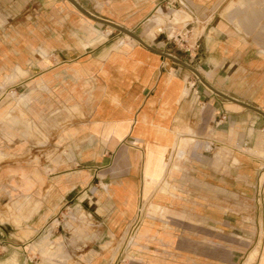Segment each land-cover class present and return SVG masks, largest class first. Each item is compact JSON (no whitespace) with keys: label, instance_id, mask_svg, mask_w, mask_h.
Masks as SVG:
<instances>
[{"label":"crops","instance_id":"1","mask_svg":"<svg viewBox=\"0 0 264 264\" xmlns=\"http://www.w3.org/2000/svg\"><path fill=\"white\" fill-rule=\"evenodd\" d=\"M77 1L96 17L190 63L224 94L264 112V0ZM173 1L175 7H169ZM55 4L64 6L67 20L93 26L82 38L57 33L47 39L57 44L42 51L55 60L49 69L69 68L84 89L90 87L96 102L91 130L111 144L112 162L106 163L111 178L93 175L85 183L97 187L99 202L112 205V225L98 227V234L119 237L117 249L122 255L129 251L126 264H252L255 259L264 264V114L192 80L190 69L126 33H104L101 26L107 24L68 0ZM176 10L187 20L168 19L153 37L154 15L167 11L168 18ZM174 33L185 40L177 38L176 52ZM75 95L81 96L78 89ZM237 199L241 209L234 207ZM0 203H5L2 163ZM95 207L104 218L106 207ZM9 217L0 206V264H75L70 253L58 252L61 244H44L47 231L41 225L26 226L24 209L18 215L23 225ZM129 223L137 225L129 230ZM101 244L87 249L98 251ZM93 261L89 252L75 260Z\"/></svg>","mask_w":264,"mask_h":264},{"label":"rangeland","instance_id":"2","mask_svg":"<svg viewBox=\"0 0 264 264\" xmlns=\"http://www.w3.org/2000/svg\"><path fill=\"white\" fill-rule=\"evenodd\" d=\"M56 1L65 0H0V163L5 167V203L0 206L17 226L23 225L18 215L24 209L26 226L41 225L47 231L44 244H61L58 252L70 253V263L77 264L75 260L89 252L92 264H126L129 251L122 255L117 249L119 237L98 234V227L112 225V205L99 202L97 187L85 184L93 175L111 178L106 165L112 162L111 144L91 130L96 102L90 87L84 89L69 68L56 73L49 69L55 60L42 51L57 44L47 41L57 33L82 38L93 26L67 20V10ZM164 20L163 31L169 25L168 18ZM101 29L120 32L107 25ZM176 42H171L175 52ZM21 52L26 54L24 62ZM94 204L106 207L104 218L95 213ZM241 205V199L234 202L235 209ZM134 226L129 223V230ZM99 241L101 249H87Z\"/></svg>","mask_w":264,"mask_h":264},{"label":"water","instance_id":"3","mask_svg":"<svg viewBox=\"0 0 264 264\" xmlns=\"http://www.w3.org/2000/svg\"><path fill=\"white\" fill-rule=\"evenodd\" d=\"M71 3H73L75 6H76V8L79 10V11H81L83 14H85L87 17H89V18H91V19H93V20H95V21H98V22H101V23H104V24H107V25H109V26H111V27H113V28H115V29H118V30H120V31H122V32H124V33H126V34H128V35H130L131 37H133V38H135L136 40H138L140 43H142L143 45H145L146 47H148L149 49H151V50H153V51H155V52H157V53H160L161 55H163V56H165V57H167V58H169V59H171V60H173V61H175L176 63H178V64H180V65H182V66H184V67H186V68H188V69H190L191 71H193L197 76H198V78L205 84V85H207L212 91H214L215 93H217V94H219V95H221V96H223V97H226V98H228V99H230V100H232V101H234V102H237V103H240V104H242V105H244V106H246V107H249V108H252V109H254V110H256V111H258V112H260V113H262V114H264V112L261 110V109H259V108H257V107H255V106H253V105H250V104H248V103H245V102H242V101H239V100H237V99H235V98H233V97H231V96H228V95H226V94H224L223 92H221V91H219L218 89H216L215 87H213L204 77H203V75L200 73V71L196 68V67H194L193 65H191L190 63H188V62H186V61H184V60H182V59H180V58H178V57H175V56H173V55H171V54H168V53H165V52H161V51H158L157 49H155L154 47H152V46H150L149 44H147L139 35H137L134 31H132V30H130V29H128V28H126V27H123V26H121V25H119V24H116V23H114V22H112V21H109V20H105V19H102V18H99V17H96L95 15H93V14H91L90 12H88L77 0H69Z\"/></svg>","mask_w":264,"mask_h":264},{"label":"bare ground","instance_id":"4","mask_svg":"<svg viewBox=\"0 0 264 264\" xmlns=\"http://www.w3.org/2000/svg\"><path fill=\"white\" fill-rule=\"evenodd\" d=\"M69 1V0H68ZM70 2V1H69ZM71 3V2H70ZM72 5H74L73 3H71ZM81 12V11H80ZM82 13V12H81ZM85 15V14H84ZM86 16V15H85ZM188 16L185 15L182 11L180 10H176L174 11L171 15L168 16V19L177 24V23H181L184 20H187ZM153 28L150 31L152 36L155 37L158 33H160L161 31H163V23L165 22L164 20V16H163V12L162 11H158L154 17H153ZM128 35V34H126ZM130 36V35H129ZM141 210H144V205L141 206Z\"/></svg>","mask_w":264,"mask_h":264},{"label":"built area","instance_id":"5","mask_svg":"<svg viewBox=\"0 0 264 264\" xmlns=\"http://www.w3.org/2000/svg\"><path fill=\"white\" fill-rule=\"evenodd\" d=\"M174 4H175V2H174V1H173V2H171V3H169V7H170V6H171V7H175V5H174ZM180 4H181V5H184V3H183V2H181V1H180ZM178 37L180 38V40H181L182 42H184V41H185V40L181 39V37H182L181 35H177V36H175V37H174V36H172V39H174L175 41H177V38H178ZM136 225H137V223H135V226H136Z\"/></svg>","mask_w":264,"mask_h":264}]
</instances>
